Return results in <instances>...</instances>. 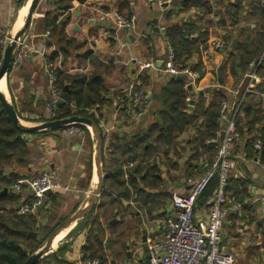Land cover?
<instances>
[{
	"label": "crops",
	"instance_id": "crops-1",
	"mask_svg": "<svg viewBox=\"0 0 264 264\" xmlns=\"http://www.w3.org/2000/svg\"><path fill=\"white\" fill-rule=\"evenodd\" d=\"M18 1L0 0L2 42L23 26L27 13L19 29L14 30L18 17L31 0H22L20 6H17ZM61 1H38L16 45L15 52L21 51L24 55L18 61L12 59L3 77L7 95L2 94L18 121L31 127L50 121L46 111L50 100L46 63L65 76L100 77L106 91L100 95V104L88 113L97 119L96 128L102 141L103 178L101 191L89 212L68 223L36 264H85L91 257L99 258L101 264L143 261L147 257L143 245L148 239L160 237V221L171 210L172 195H185L188 192L185 180L201 175L200 158L208 161L215 157L211 148L204 151L199 145L200 136L205 133L203 110L214 102V94H220L221 102L226 101L230 106L242 96L248 81L247 65L241 68L239 58H233L229 65L235 62L234 70L230 74L231 69L223 62L226 63L233 49H237V55H256L252 41L256 40L255 30L262 25L257 14L264 10V0H172L173 7L165 10L150 7L148 0H86L81 4L73 1L66 11L62 10ZM236 5L238 22L232 25L231 15L224 9ZM113 15L134 17V42L125 40L127 35L123 31L116 32V39L104 35L115 33ZM175 29L187 30L198 48L189 55L187 64L200 67L202 78L194 85L187 78L180 82L187 93L186 102L196 103L201 115L197 116L194 126L177 133L174 148H168L165 154L142 153L145 154L142 165L138 162L135 165L141 168L139 177L146 175V180L141 181L135 174L134 184L130 185L128 174L132 164L126 160L129 153H125V147L130 148L135 139L147 136L153 125H160L157 97L171 78L160 69L145 70L142 66L156 62L158 68H163L170 48L166 35ZM215 40L221 42L222 49L214 59L205 58L202 50ZM173 64L176 66L175 61ZM132 80H138L141 89L149 94L146 111L140 120H132L124 110L115 109L116 97L125 94L126 85ZM62 83V90L58 89L63 91L67 87L69 93L70 82L63 80ZM188 86L192 88L191 93ZM256 90H264V84L257 85ZM248 106L256 112L264 110L255 94H247L237 117H243V110ZM190 110L187 107V111ZM262 125L257 126L261 129ZM84 128L86 131L82 130L79 135L63 134L60 129L23 133L20 139L25 143V153L0 166V218L7 223L15 216L34 217L37 224L29 232L35 236L22 231L20 238L23 240L19 242L43 240L35 252L41 251L50 235L89 203L96 187V141L90 129ZM249 146L246 139L235 145L236 165L230 180L239 189L236 201L242 212L239 215L231 211L226 216L221 246L234 254L235 264H264V161H256ZM118 168L123 183H109L110 174ZM43 172L59 188L29 213H18L23 205L31 207L34 199L27 186L15 188V182ZM211 198L204 204L196 201L197 220H206ZM25 236L33 241L26 242Z\"/></svg>",
	"mask_w": 264,
	"mask_h": 264
},
{
	"label": "built area",
	"instance_id": "built-area-1",
	"mask_svg": "<svg viewBox=\"0 0 264 264\" xmlns=\"http://www.w3.org/2000/svg\"><path fill=\"white\" fill-rule=\"evenodd\" d=\"M172 0H148L152 8L165 10L171 5ZM115 33L107 34L110 39L117 38V31H123L126 35H132L135 26L134 17L124 18L120 15H113ZM162 31L163 28H159ZM9 39L0 41L3 47ZM222 49L220 41L215 40L210 46L202 50V55L208 59H214L217 52ZM24 55L21 51L14 52V61L20 60ZM174 53L168 48V57L164 62L163 68H158L156 62H148L142 66L145 70L160 69L163 73L171 77L182 76L195 84L197 73L190 66L185 65L176 67L173 64ZM262 72V73H260ZM46 75L50 100L46 104V111L50 121L55 120L56 110L60 101L62 91L56 86V75L51 64L46 63ZM245 76L248 78L247 85L239 101L230 106L226 101H222L219 107L217 122L219 129L216 132L214 143L217 147L216 155L211 163H207L203 158L199 159L202 173L199 177H188L185 180V186L188 192L185 195L174 193L171 200V210L165 218L160 221L159 238L148 239L146 242L147 256L149 264H235V256L232 252L225 250L221 246V232L224 221L229 212L241 214L242 209L239 203H233L230 206L225 205L224 188L227 184L229 174L235 169V145L241 142V138L236 129V118L247 94H255L264 106V90H256V86L264 84V48L258 58L248 62L245 70ZM149 94L141 89L138 80H132L126 85L125 94L116 97V111L124 110L130 119L140 120L147 107ZM187 107L192 109L193 103H188ZM80 127H86L81 124L69 123L62 127L60 131L63 134L79 135L82 130ZM253 148L256 150V161H260L261 143L257 140ZM217 177L218 186L208 202L206 220H197L195 206L199 196L204 192L206 186L212 178ZM20 185L27 186L34 202L31 207L23 205L18 209V213H29L31 208L41 205L44 193L54 191L59 185L49 177L45 172L38 176L22 177L18 179L14 187ZM145 260H130L119 264H145ZM85 264H101L98 259H92Z\"/></svg>",
	"mask_w": 264,
	"mask_h": 264
},
{
	"label": "trees",
	"instance_id": "trees-1",
	"mask_svg": "<svg viewBox=\"0 0 264 264\" xmlns=\"http://www.w3.org/2000/svg\"><path fill=\"white\" fill-rule=\"evenodd\" d=\"M63 1V2H62ZM63 6L62 10L66 11L72 7V2L83 3L86 0H62ZM22 4V0L18 1L17 6ZM204 8L209 9L207 5H203ZM231 15L232 25L238 22V18L235 16L238 14L239 8L238 5L228 6L224 9ZM257 16L262 20V25L258 27L256 32V40L252 41L253 47L255 48V54L247 53L246 55H237L235 49L231 52L229 57L226 59V63L223 62L226 68L231 69L230 74L233 73V62L231 66L229 65L233 58H239V67L243 68L247 63L256 58L260 49L264 47V35L262 30L264 29V10H261ZM192 35L185 29H175L171 33L166 35V39L169 42L170 48L174 53V59L177 67H182L187 64V59L189 55L198 49L195 45V42L191 38ZM204 39V38H203ZM206 39L203 40V42ZM2 59V45L0 44V63ZM231 67V68H230ZM194 72L197 73L196 81H199L202 78V73L200 67L196 68L190 67ZM56 75V86L60 90L63 88V80L70 82V92L64 96V98L59 102L56 110L55 120L65 119L72 116L76 117H85L90 119L97 126V119L93 117L92 114H89L88 111L100 104L101 94L105 93V88L100 77L92 76H75L69 77L63 75L61 72L54 71ZM101 95V96H100ZM214 102L210 103L208 110H203V114L206 115L205 123V133L200 136L199 145L202 150H206L207 147L211 148L214 151V156L217 151V147L214 143H210L211 140L215 139L216 132L219 129V124L217 122L220 102L222 97L220 94L213 95ZM187 93L184 90V85L182 82L170 78L166 83L165 87L160 91L157 99L160 105V110L158 112V121L160 125H153L149 129L147 136L139 137L131 143V147H125L129 153V156L126 160H130L132 167H130L128 174V183L130 185L134 184L133 176L136 174L139 177V172L141 168L135 165V162H138V165H142L145 154L149 151L154 153L165 154L168 148H174L175 138L177 133H180L188 127L194 126V122L198 115H201L197 111L196 103H193V108L190 112L187 111V102H186ZM201 105H198L200 107ZM243 117L236 118V129L240 135L241 141L246 139V142H249V150L252 154V157L255 158L257 155L256 150L253 148L254 143L259 140L261 143V153L260 161H264V110H253L250 106L245 107L243 110ZM258 124L262 125V128H258ZM198 127V125H197ZM81 130L86 131L84 127H80ZM161 128V131H160ZM244 129L246 131H244ZM200 130L198 129V132ZM23 133L19 131L3 109L0 104V166L7 164L11 161L12 158L22 157L21 155L25 153V143L20 139V136ZM151 143L153 146H151ZM198 155V154H196ZM201 156V155H200ZM197 156L196 159H198ZM202 157V156H201ZM215 158V157H214ZM213 159L206 161L207 163L213 162ZM127 161V162H128ZM121 168V167H120ZM118 168L114 173L110 174L109 183L113 182L114 184L123 183L120 182L119 174L122 173L121 169ZM152 169V168H151ZM201 170V166L198 167ZM150 170V169H148ZM202 173V170H201ZM141 181L146 180V175L139 177ZM232 179L230 174L227 179V185L224 188L225 193V205L230 206L233 203H237L238 196L240 194L238 187L235 185V182H231ZM230 181V183H229ZM230 184V186H229ZM218 186V179L214 177L211 179L209 184L206 186L204 192L197 199V203L204 204L209 200L216 188ZM104 190V189H103ZM236 213V212H235ZM0 264H24L26 260L43 244L42 241L30 242V243H20L19 241L23 240L20 237L22 231L31 230L37 220L31 216L16 217L14 219H8L7 223L3 218H0ZM20 232V233H18ZM26 242L33 241L28 236H25ZM2 240H5V243H2ZM12 242V243H9ZM89 258L88 260H92ZM97 259V258H96ZM99 259V258H98ZM100 260V259H99ZM101 262V261H100Z\"/></svg>",
	"mask_w": 264,
	"mask_h": 264
},
{
	"label": "water",
	"instance_id": "water-1",
	"mask_svg": "<svg viewBox=\"0 0 264 264\" xmlns=\"http://www.w3.org/2000/svg\"><path fill=\"white\" fill-rule=\"evenodd\" d=\"M38 1L39 0H31L29 8H28V11H27V14H26V16L24 18L23 26L21 27V29H19V31H17V33H15V35L10 36L8 38L9 41L7 42V44L3 48L2 60H1V64H0V79L3 78L6 75L8 69H9V66L12 63L13 54L15 52L16 45L18 44L19 39L22 36L23 32L28 27V25L30 23V19L32 17V14H33L35 8H36V5H37ZM171 7H173L172 3H171V5H169V8H171ZM127 39L130 42H134L135 37L133 35H127L125 40H127ZM174 79L177 80V81H184L185 77L177 76V77H174ZM219 83L221 84L222 81L220 80ZM187 89H188V91L190 93L192 92L191 86H188ZM62 93L63 94L61 96V99H63L64 95L68 93V88L65 87L63 89ZM191 103H192V101H191ZM0 104L2 105L3 109L5 110V112L7 113L9 118L11 119V121L13 122L14 126L19 131H21L22 133L31 134V133H35V132L44 131V130H57V129H61L62 127H64L65 125H67L69 123H76V124H81L83 126L88 127L90 129L95 141H96L94 167H95V174H96L95 177H96L97 184H96L95 189L93 190V192L90 195L89 203L85 207H83L80 211H78L73 217H71L66 222H64L62 225H60V227H58L50 235V237L47 239V241H46V243L44 245V248L41 251H37L34 254H32L26 260V262L24 263V264H36L38 259L41 258L42 256H44L45 252L51 246V244H52L53 240L55 239V237L57 235H59V233L64 229V227L68 223L78 220L79 218L85 216L89 212L93 201L96 199V197L100 193L101 187H102V178H103L102 169H101L102 141L100 139L98 130L96 128V125L88 118L72 116V117L65 118V119H60V120L45 121V122L41 123L40 125L28 127V126L22 125L18 121L14 109L6 101V98L4 97V95L1 92H0ZM50 193H51V191H47L43 195H44V197H47ZM23 233L27 234L28 236H32V237L35 236V234L32 233V232H23ZM142 240H143V244H144V241H145L144 237H143ZM3 242H5V241H3ZM143 250L145 251V253H147L146 245H143ZM145 264H149L148 263V256L146 257Z\"/></svg>",
	"mask_w": 264,
	"mask_h": 264
},
{
	"label": "bare ground",
	"instance_id": "bare-ground-1",
	"mask_svg": "<svg viewBox=\"0 0 264 264\" xmlns=\"http://www.w3.org/2000/svg\"><path fill=\"white\" fill-rule=\"evenodd\" d=\"M28 8H29V3L26 5V7L23 9V12H22V14L18 17V20H17V22L15 23V25H14V30H17V29H19V27L21 26V23H22V17H23V15L25 14V13H27V11H28ZM26 16V15H25ZM5 86H6V84H5V79L4 78H1L0 79V92L1 93H4L5 95H7L6 94V88H5ZM64 235V234H63ZM60 237V236H59ZM58 237V238H59ZM60 240V239H59ZM55 243V242H54Z\"/></svg>",
	"mask_w": 264,
	"mask_h": 264
}]
</instances>
